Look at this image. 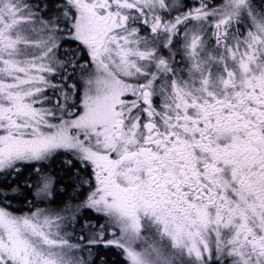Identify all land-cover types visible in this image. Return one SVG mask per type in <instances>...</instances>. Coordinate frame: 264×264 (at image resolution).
<instances>
[{
    "label": "snow or ice",
    "instance_id": "6c2138e0",
    "mask_svg": "<svg viewBox=\"0 0 264 264\" xmlns=\"http://www.w3.org/2000/svg\"><path fill=\"white\" fill-rule=\"evenodd\" d=\"M0 264H264V0H0Z\"/></svg>",
    "mask_w": 264,
    "mask_h": 264
}]
</instances>
